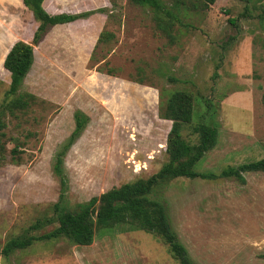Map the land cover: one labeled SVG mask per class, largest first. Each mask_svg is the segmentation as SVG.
<instances>
[{"label": "rangeland", "instance_id": "rangeland-1", "mask_svg": "<svg viewBox=\"0 0 264 264\" xmlns=\"http://www.w3.org/2000/svg\"><path fill=\"white\" fill-rule=\"evenodd\" d=\"M162 1L177 16L168 33L148 9L128 0L45 2L50 13H94L48 28L34 45L21 88L40 103L3 118L9 141L0 166V250L12 237L57 226L53 156L72 131L76 110L89 121L63 159L71 209L158 171L171 126L159 117L160 101L185 90L193 95V114L183 137L196 142L192 127L200 122L218 129L215 147L195 166L216 177H177L153 197L164 203L196 264H264V173L220 176L228 166L264 156V0H215L207 9L191 6L195 0ZM36 26L21 0H0V104L9 96L4 55L14 41L31 42ZM103 30L115 38L96 47ZM0 264L179 263L158 236L132 230L96 232L88 245L36 240L7 257L0 253Z\"/></svg>", "mask_w": 264, "mask_h": 264}, {"label": "trees", "instance_id": "trees-1", "mask_svg": "<svg viewBox=\"0 0 264 264\" xmlns=\"http://www.w3.org/2000/svg\"><path fill=\"white\" fill-rule=\"evenodd\" d=\"M21 1L23 6L32 13L37 26L31 42L15 41L5 53L1 63V69L9 72L10 82L7 90L9 96L0 104V166L6 161V143L9 141L6 132L2 131L6 126L3 118L7 115L17 117L18 114H26L32 106L40 103V99L36 95L21 91L25 77L34 62V45L42 40L48 28L71 23L94 13V11L50 13L43 6L45 0ZM128 1L148 9L157 26H163L164 32L168 33L177 20V16L162 0ZM214 1L195 0L190 4L193 7L207 9ZM237 1L250 4L258 0ZM187 2V0H182L181 4ZM230 21L233 20L230 19ZM114 38V33L103 30L99 33L95 46L108 44ZM106 72L112 74L113 71L108 68ZM137 81L142 82L141 79ZM261 100L264 105V93ZM192 114L193 95L191 92L185 90L169 92L166 99L163 102L160 101L159 105V117L171 121V126L165 144L167 160L158 171L146 178H137L119 186H113L98 196H92L88 200L78 203L71 209L66 203L68 184L64 173L63 159L89 121V117L83 111L76 110L73 113L74 127L68 137L60 143L53 156L52 171L60 182L58 200L52 205L55 214L53 221L57 223V226L39 235L26 233L12 237L4 244L0 253L7 257L16 249H24L36 240L64 237L74 244L88 245L92 242L96 232L142 230L158 236L167 245L170 254L179 264H196L172 228L164 203L153 197L157 189L177 177L191 179L216 177L213 173L197 171L195 166L206 152L215 147L218 129L212 124L197 123L192 127V132L196 134L197 141H187L182 135V130L186 124L191 122ZM10 153L15 160L17 156L15 155L17 153L16 144ZM246 172L264 173V156L239 164L236 167L228 166L222 169L220 176H235L242 179V174Z\"/></svg>", "mask_w": 264, "mask_h": 264}, {"label": "crops", "instance_id": "crops-1", "mask_svg": "<svg viewBox=\"0 0 264 264\" xmlns=\"http://www.w3.org/2000/svg\"><path fill=\"white\" fill-rule=\"evenodd\" d=\"M46 1H47V0H45V1L43 2V6H45V2H46ZM14 42H15V41H14ZM14 42H12V44H13ZM12 44H11V45H12ZM11 45H10V46H11ZM8 49H9V48H8ZM7 51H8V50H7Z\"/></svg>", "mask_w": 264, "mask_h": 264}]
</instances>
